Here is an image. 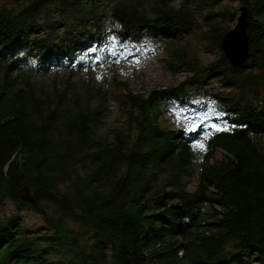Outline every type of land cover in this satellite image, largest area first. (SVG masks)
Here are the masks:
<instances>
[{"label":"trees","instance_id":"obj_1","mask_svg":"<svg viewBox=\"0 0 264 264\" xmlns=\"http://www.w3.org/2000/svg\"><path fill=\"white\" fill-rule=\"evenodd\" d=\"M220 1L29 0L17 11L0 9V201L28 206L43 222L33 232L17 214L1 220L0 264L264 261V151L255 141L264 136V0H237L247 8L249 42L240 66L222 53L202 64L177 44L168 63L191 73L178 85L138 94L115 79L122 91L112 98L127 128L113 140L97 133L103 86L90 84L83 94L54 86L45 95L21 78L35 71L33 58L37 69L70 76L92 68L97 62L82 55L106 26L125 39L144 31L175 43L216 15ZM227 30L210 23L211 49ZM213 78L224 88L214 99L225 111L208 121L227 130L207 121L195 133L161 124L165 100L185 101ZM195 172L189 190L185 179ZM22 186L33 203L16 195Z\"/></svg>","mask_w":264,"mask_h":264},{"label":"rangeland","instance_id":"obj_2","mask_svg":"<svg viewBox=\"0 0 264 264\" xmlns=\"http://www.w3.org/2000/svg\"><path fill=\"white\" fill-rule=\"evenodd\" d=\"M180 0H172L177 4ZM29 0H0V9L19 10ZM149 6V1H144L142 7ZM240 3L237 0H221L215 8L216 15L209 19L203 17L199 25L189 34L184 35L180 41L167 42L165 38H152L147 32L140 31L138 36L125 39L121 36L118 27L106 26L102 33V39L98 45L89 44V51L82 55L96 61L92 68L80 69L73 76L67 70L51 67L42 71L37 69V62L33 58L30 63L35 66V71H25L21 78L34 82L36 92L53 95L54 86L63 89L65 85H71L77 93L83 94L90 84L103 86L105 89L103 109L104 115L97 133L113 140V136L119 131H126L127 123L124 109L112 98L122 88L114 85V80L127 83L128 87L138 94H147L153 88L178 85L187 79L191 73L181 66H170L168 56L173 45L181 46L188 57H195L202 64L216 59L221 52L220 48L211 49L209 42L205 40L210 23H216L221 28L231 29L236 24ZM150 10V9H149ZM221 11L227 14L235 13L234 20L223 18ZM55 16V15H52ZM108 23V21H107ZM93 56L94 59H91ZM95 57H98L96 60ZM32 66V65H31ZM24 71V70H23ZM0 75L1 70H0ZM24 80V79H23ZM224 88L214 78L207 85H198L191 89L187 100H165L161 105L159 120L162 125L174 128H190L199 124L202 117L207 115L212 120L225 111L214 99V94ZM69 97V95H68ZM223 117V116H221ZM210 125L213 121H208ZM259 148L264 151V136L256 138ZM198 173V171H196ZM185 179L186 186L192 190L197 183V173ZM11 214H17L23 221V226L36 232L43 226L41 216L28 206L19 207L8 198L0 201V221ZM180 255V254H179ZM253 264H264V261H252ZM107 264H111L108 262Z\"/></svg>","mask_w":264,"mask_h":264},{"label":"water","instance_id":"obj_3","mask_svg":"<svg viewBox=\"0 0 264 264\" xmlns=\"http://www.w3.org/2000/svg\"><path fill=\"white\" fill-rule=\"evenodd\" d=\"M238 9L239 14L236 17V24L223 34L219 42V48L223 56L233 68L240 66L247 59L249 54L247 8L245 5H240ZM228 17L234 20L235 13H229ZM15 193L22 201L28 203H33L35 201L31 189L27 186H22Z\"/></svg>","mask_w":264,"mask_h":264},{"label":"snow or ice","instance_id":"obj_4","mask_svg":"<svg viewBox=\"0 0 264 264\" xmlns=\"http://www.w3.org/2000/svg\"><path fill=\"white\" fill-rule=\"evenodd\" d=\"M201 119V122L199 124H194V126L186 131H189L190 133H195L197 132V130L201 127H203V124L204 122H206L208 119H210L207 115H205L204 117L200 118ZM222 117L221 116H217L216 117V120H221ZM209 127L211 129H214L216 131H221V130H227L226 128H223L222 125L218 126L215 122L211 123L209 125ZM193 147H200V148H204V144L202 141H195L194 140V143H193Z\"/></svg>","mask_w":264,"mask_h":264},{"label":"bare ground","instance_id":"obj_5","mask_svg":"<svg viewBox=\"0 0 264 264\" xmlns=\"http://www.w3.org/2000/svg\"><path fill=\"white\" fill-rule=\"evenodd\" d=\"M90 57H91V59H94L93 56H90ZM247 58H248V57H247ZM95 59L97 60L98 57H95ZM250 264H253V263L251 262Z\"/></svg>","mask_w":264,"mask_h":264},{"label":"clouds","instance_id":"obj_6","mask_svg":"<svg viewBox=\"0 0 264 264\" xmlns=\"http://www.w3.org/2000/svg\"><path fill=\"white\" fill-rule=\"evenodd\" d=\"M190 128H192V127H190ZM170 129H174V128H170ZM182 129H187V128H182ZM174 130H179V129H174Z\"/></svg>","mask_w":264,"mask_h":264}]
</instances>
